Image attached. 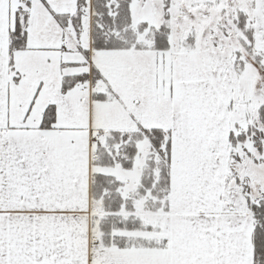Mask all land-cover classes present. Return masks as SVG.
Returning a JSON list of instances; mask_svg holds the SVG:
<instances>
[{"label":"snow or ice","instance_id":"snow-or-ice-1","mask_svg":"<svg viewBox=\"0 0 264 264\" xmlns=\"http://www.w3.org/2000/svg\"><path fill=\"white\" fill-rule=\"evenodd\" d=\"M0 264H264V0H0Z\"/></svg>","mask_w":264,"mask_h":264}]
</instances>
